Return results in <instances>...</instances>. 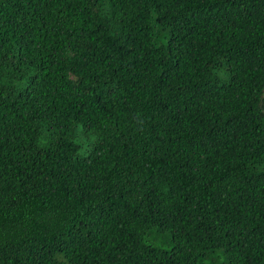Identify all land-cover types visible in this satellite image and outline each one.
<instances>
[{
  "label": "trees",
  "instance_id": "16d2710c",
  "mask_svg": "<svg viewBox=\"0 0 264 264\" xmlns=\"http://www.w3.org/2000/svg\"><path fill=\"white\" fill-rule=\"evenodd\" d=\"M0 264H264V0H0Z\"/></svg>",
  "mask_w": 264,
  "mask_h": 264
},
{
  "label": "rangeland",
  "instance_id": "374dc122",
  "mask_svg": "<svg viewBox=\"0 0 264 264\" xmlns=\"http://www.w3.org/2000/svg\"><path fill=\"white\" fill-rule=\"evenodd\" d=\"M167 237V235H161V238H165V239H167L166 237ZM168 240V239H167ZM160 245H162L164 248H169V246H170V243H168V244H161V243H159Z\"/></svg>",
  "mask_w": 264,
  "mask_h": 264
}]
</instances>
